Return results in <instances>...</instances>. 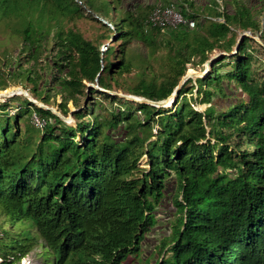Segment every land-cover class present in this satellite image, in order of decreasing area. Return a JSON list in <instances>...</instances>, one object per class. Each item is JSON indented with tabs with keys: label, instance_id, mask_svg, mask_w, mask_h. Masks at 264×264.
<instances>
[{
	"label": "trees",
	"instance_id": "obj_1",
	"mask_svg": "<svg viewBox=\"0 0 264 264\" xmlns=\"http://www.w3.org/2000/svg\"><path fill=\"white\" fill-rule=\"evenodd\" d=\"M127 1L0 0V23H16L23 42L0 65V91L29 84L45 105L61 95L63 115L70 102L77 109L71 126L28 100L13 116L9 101L2 105L0 264H17L35 246L54 264H153L155 255L156 264H264V46L245 37L230 55L244 32L264 43V0H166L197 25L151 32L141 10L155 7ZM87 12L110 18L118 61H110L113 46L104 53L67 28ZM165 34L169 71L142 79L130 95L163 101L188 64L205 66L216 50L228 55L189 79L174 109L92 86L117 92L133 68L129 45L152 46ZM234 96L229 106L215 102ZM33 114L45 129L27 123L22 133L20 118ZM144 155L148 168L137 173ZM170 186L171 232L148 256L143 243L162 221Z\"/></svg>",
	"mask_w": 264,
	"mask_h": 264
},
{
	"label": "rangeland",
	"instance_id": "obj_2",
	"mask_svg": "<svg viewBox=\"0 0 264 264\" xmlns=\"http://www.w3.org/2000/svg\"><path fill=\"white\" fill-rule=\"evenodd\" d=\"M252 3L256 2L257 0H250ZM201 2H204L201 0ZM151 5L153 7H156L158 5H169L166 3V0H128L127 5L130 7H138L140 5ZM153 9V8H152ZM152 9H150L147 12V7H145L142 12L148 13V16L151 14ZM179 10V8H176ZM95 13L87 12L85 14V17L77 19L74 22H69L66 24L67 28H73L76 31L82 33L84 37L88 40L93 41L95 44L100 46L101 51L104 53L107 51L108 47L111 45L114 47V52L110 56L111 62L118 61V49L121 45V41L118 40L119 36L116 34V28L110 23V18H104L102 14L97 13L94 16ZM92 15V16H91ZM119 13H112L111 18L117 20L119 17ZM91 17H94L92 19ZM104 25L108 27H104ZM17 24L12 22H1L0 23V65H3V62L5 61V55L9 54L16 55L19 53V50L23 49V42L20 38L19 33L16 30ZM152 30H150L151 32ZM252 35V34H251ZM253 36V35H252ZM169 38L168 34L160 35L156 38V43L151 45L144 44L140 41H133L132 44L129 45L127 56L132 62V71L131 73L123 75L121 78H119V85L116 84L113 85L114 89L118 93L129 95L127 92L128 89L133 88L137 86L142 79L146 78L150 80L152 76H155V78L160 81L162 79L163 74H166L169 71V67L171 62L169 61V47L166 45V40ZM253 38H259V36H253ZM26 54V49L23 51ZM216 53H220V51L216 50L214 51L215 55ZM17 66V64H15ZM203 65L199 66H193V64L187 65V71L189 70H195V71H204ZM4 70L8 71V66L3 68ZM194 80V79H193ZM13 86H23V85H14L9 84L7 87H13ZM28 89H26L33 97L34 95L29 91V89L32 87L31 85L27 84ZM97 86L98 85H93ZM24 87V86H23ZM95 88V87H94ZM6 90V89H5ZM4 91V90H1ZM0 91V92H1ZM181 91V90H180ZM179 91V92H180ZM195 97L196 94L194 95ZM236 96L230 97L229 99L221 100V99H215V102L218 103L221 107L229 106L232 102H236L235 99ZM35 98V97H34ZM36 99L39 102H42V96L39 94ZM27 100L24 96L16 94L14 97L10 98L9 106L8 107H23V111L25 110V105ZM84 101H82L83 103ZM86 102V100H85ZM62 103V97L61 95L53 96L51 98L50 105H47L49 107H53L57 109L59 112V105ZM44 104V103H43ZM7 107V108H8ZM68 107L70 109V113L74 110H77L73 103L70 102L68 104ZM199 111H203L207 105H201L199 104L196 106ZM162 108H172L174 109V106L172 107H162ZM4 108L1 107L0 114L3 115ZM7 111V109H6ZM8 113V112H7ZM62 113V112H61ZM70 113L67 115L69 116ZM8 115H11V113ZM14 120V118H13ZM20 126L22 133H24L25 125L28 123L32 124V118L30 119V115H24L20 118ZM75 120L72 117V120L68 123V125L75 126ZM80 140V138H78ZM147 156L144 155L142 159L140 160L138 167L140 168V171H137V173H140L142 170H145L148 168L146 165ZM175 191V188L173 186H170L169 189V195L170 192ZM172 194L167 198L164 204V208L162 211L159 212V219H161V223L158 227L153 229L151 233L147 236L145 242L143 243V248L146 252V254L154 255V251L156 248V245L159 244L160 240L163 238L164 235H168L171 232V226L170 223L173 221V215L175 214V209L172 206V203L170 202V199L172 197ZM43 247L41 246H35L33 250L27 254L24 258L21 259L17 264H54L53 258H45L43 256ZM155 260L153 261V264H156V260H158V256H154Z\"/></svg>",
	"mask_w": 264,
	"mask_h": 264
},
{
	"label": "water",
	"instance_id": "obj_3",
	"mask_svg": "<svg viewBox=\"0 0 264 264\" xmlns=\"http://www.w3.org/2000/svg\"><path fill=\"white\" fill-rule=\"evenodd\" d=\"M245 37H249V38H253V36L251 35V33L249 32H244L240 35L239 39H238V42H237V45L235 47V50L232 54L230 55H233V54H236L239 50V47H240V44L241 42L245 39ZM254 40H256L259 44H261L262 46H264V43L258 39V38H253ZM223 55H228L227 53H216L215 55L211 56V58L206 62L205 64V69L204 71L200 72V71H195L193 70L192 72L187 71L186 74L182 77V79L180 80L179 82V85L176 87L175 91L173 92V94L168 97L167 99L163 100V101H152V100H149V99H146V98H143V97H139V96H135V95H126V94H122V93H118V92H113V91H108V90H103L97 86H94L95 88L101 90V91H105L109 94H112V95H117L121 98H124V99H127V100H131V101H135V102H139V103H144V104H148V105H152V106H155V107H158V108H162V107H166L167 105V102L169 101V99L171 97H175L173 102H172V105L174 104L175 100L178 98V95H179V91L183 88V86L185 85V83L189 80V79H198V78H203V77H206L210 70H211V67H212V64L214 62H216L218 59H220ZM229 55V56H230ZM93 86V85H92ZM10 88H17V89H20L23 94L25 95L24 97L31 103H33L35 106L39 107V108H42V109H45V110H50L53 114H55L56 116H58L61 120H63L64 122L66 123H69L71 120H72V117H73V113L76 111H72L70 113L69 116H65L63 115L61 112H59L57 109L53 108V107H49L41 102H38V100H36L26 89L25 87L23 86H13V87H10ZM2 92V91H1ZM1 92H0V97L1 98H5L7 96H2L1 95ZM15 96V95H14Z\"/></svg>",
	"mask_w": 264,
	"mask_h": 264
},
{
	"label": "built area",
	"instance_id": "obj_4",
	"mask_svg": "<svg viewBox=\"0 0 264 264\" xmlns=\"http://www.w3.org/2000/svg\"><path fill=\"white\" fill-rule=\"evenodd\" d=\"M197 22L193 19L185 17L179 10L174 6L169 5H158L156 6L151 14L144 22L143 29L145 32H149L152 29H179L181 27H187L189 29L195 28ZM13 96H7L5 98L0 97V111L4 103H6ZM21 110V107H8L7 112L13 116ZM47 120L40 117L37 114L32 116V124L36 129L44 130L47 125Z\"/></svg>",
	"mask_w": 264,
	"mask_h": 264
},
{
	"label": "bare ground",
	"instance_id": "obj_5",
	"mask_svg": "<svg viewBox=\"0 0 264 264\" xmlns=\"http://www.w3.org/2000/svg\"><path fill=\"white\" fill-rule=\"evenodd\" d=\"M193 70L191 69L190 72H192ZM16 94H19V95H22V96H25L23 94V92L20 90V89H17V88H8L4 91L1 92V95L2 96H13V95H16ZM175 97H171L169 99V101L167 102V106L166 107H172V102L174 100ZM39 102V101H38Z\"/></svg>",
	"mask_w": 264,
	"mask_h": 264
},
{
	"label": "crops",
	"instance_id": "obj_6",
	"mask_svg": "<svg viewBox=\"0 0 264 264\" xmlns=\"http://www.w3.org/2000/svg\"><path fill=\"white\" fill-rule=\"evenodd\" d=\"M148 18V17H147Z\"/></svg>",
	"mask_w": 264,
	"mask_h": 264
}]
</instances>
